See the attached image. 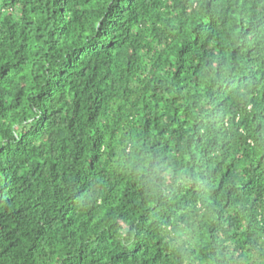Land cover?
<instances>
[{
  "label": "trees",
  "instance_id": "trees-1",
  "mask_svg": "<svg viewBox=\"0 0 264 264\" xmlns=\"http://www.w3.org/2000/svg\"><path fill=\"white\" fill-rule=\"evenodd\" d=\"M0 264H264V0H0Z\"/></svg>",
  "mask_w": 264,
  "mask_h": 264
}]
</instances>
